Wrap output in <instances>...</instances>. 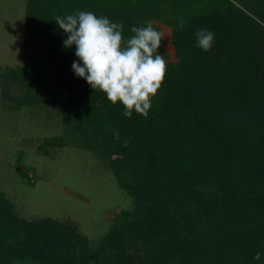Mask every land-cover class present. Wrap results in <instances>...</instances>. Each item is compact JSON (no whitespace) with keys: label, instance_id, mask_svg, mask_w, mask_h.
<instances>
[{"label":"trees","instance_id":"16d2710c","mask_svg":"<svg viewBox=\"0 0 264 264\" xmlns=\"http://www.w3.org/2000/svg\"><path fill=\"white\" fill-rule=\"evenodd\" d=\"M76 10L122 21L125 39L148 20L170 28L174 59L161 39L167 70L147 116L125 117L74 75L54 18ZM24 24L6 86L55 109L133 205L90 245L73 224L19 217L0 190V264H264V0H26ZM200 27L215 32L209 51L195 46ZM49 144L66 142L39 153Z\"/></svg>","mask_w":264,"mask_h":264},{"label":"rangeland","instance_id":"374dc122","mask_svg":"<svg viewBox=\"0 0 264 264\" xmlns=\"http://www.w3.org/2000/svg\"><path fill=\"white\" fill-rule=\"evenodd\" d=\"M8 1V25L0 27L7 60L1 59L0 74L22 63L24 47L25 11L20 12V0ZM158 26L162 45L174 59L170 28ZM5 83L0 76V190L19 217H51L73 224L90 245H96L115 216L132 207L131 196L119 186L107 162L70 135L55 109L47 103L23 104L24 97L19 96L23 90ZM5 86L9 95L2 91ZM55 136L66 144L59 148L49 144L45 147L49 154L39 153L38 146ZM18 161L22 175L15 171Z\"/></svg>","mask_w":264,"mask_h":264},{"label":"clouds","instance_id":"9594fccd","mask_svg":"<svg viewBox=\"0 0 264 264\" xmlns=\"http://www.w3.org/2000/svg\"><path fill=\"white\" fill-rule=\"evenodd\" d=\"M54 20L65 34L63 46H75L76 59L71 64L74 75L92 89L102 91L112 104L119 102L125 117L131 118L133 112L147 116L167 70L158 52L163 33L152 21H146L144 26L132 25L133 35L125 39L123 22L107 15L76 10ZM184 23L180 19L177 25L182 28ZM194 37L196 47L209 51L215 32L200 27Z\"/></svg>","mask_w":264,"mask_h":264},{"label":"crops","instance_id":"0c3cea01","mask_svg":"<svg viewBox=\"0 0 264 264\" xmlns=\"http://www.w3.org/2000/svg\"><path fill=\"white\" fill-rule=\"evenodd\" d=\"M20 1H21L20 12H24L25 6H26V0H20ZM8 2H9L8 0H0V18H1L0 27L8 25L7 16H8V12H10V8H11L10 5L8 6V4H9ZM12 9H13V7H12ZM5 16H6V20H5ZM0 32H2V29L0 30ZM0 40H1V34H0ZM3 50H4V48L2 47L1 42H0V61H1V59H3V62H4L5 60H7L6 59L7 53L3 52ZM0 64H2V63L0 62Z\"/></svg>","mask_w":264,"mask_h":264}]
</instances>
